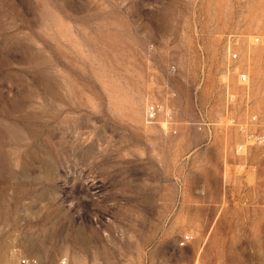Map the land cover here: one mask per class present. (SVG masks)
<instances>
[{"label": "rangeland", "instance_id": "rangeland-1", "mask_svg": "<svg viewBox=\"0 0 264 264\" xmlns=\"http://www.w3.org/2000/svg\"><path fill=\"white\" fill-rule=\"evenodd\" d=\"M260 35L264 0H0V264H264Z\"/></svg>", "mask_w": 264, "mask_h": 264}, {"label": "built area", "instance_id": "built-area-1", "mask_svg": "<svg viewBox=\"0 0 264 264\" xmlns=\"http://www.w3.org/2000/svg\"><path fill=\"white\" fill-rule=\"evenodd\" d=\"M253 44H256V45H264V35H260V36H254L253 37ZM231 48L228 47L227 48V53L229 55V59L230 60H236L238 59V53L235 51V50H230ZM247 78L246 77V74L245 73H239L238 74V80L240 83H246L247 82ZM155 114H156V111L153 107H151L148 112H147V115H146V119L151 121L154 119L155 117ZM184 241H187V238H185ZM181 245H183V242H181ZM11 254L12 255H16V251H11ZM14 264H36V261L32 258H29V257H24V256H20V257H17L16 261Z\"/></svg>", "mask_w": 264, "mask_h": 264}]
</instances>
